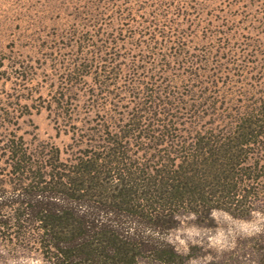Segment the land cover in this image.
<instances>
[{
    "label": "rangeland",
    "instance_id": "obj_1",
    "mask_svg": "<svg viewBox=\"0 0 264 264\" xmlns=\"http://www.w3.org/2000/svg\"><path fill=\"white\" fill-rule=\"evenodd\" d=\"M100 55L116 76L103 94ZM147 89L181 102L174 136L264 104V0H0V168L13 134L61 159L89 150ZM169 240L184 264H264V208L214 210L209 226L185 216Z\"/></svg>",
    "mask_w": 264,
    "mask_h": 264
},
{
    "label": "trees",
    "instance_id": "obj_2",
    "mask_svg": "<svg viewBox=\"0 0 264 264\" xmlns=\"http://www.w3.org/2000/svg\"><path fill=\"white\" fill-rule=\"evenodd\" d=\"M99 59L108 64L96 71L103 94L116 76L111 60ZM158 92L138 91L130 112L107 127L113 133L92 131L89 150L74 157L14 134L2 141L0 260L184 264L169 240L183 217L209 226L214 210L240 219L263 210L264 104L174 136L187 124L171 113L181 102Z\"/></svg>",
    "mask_w": 264,
    "mask_h": 264
}]
</instances>
